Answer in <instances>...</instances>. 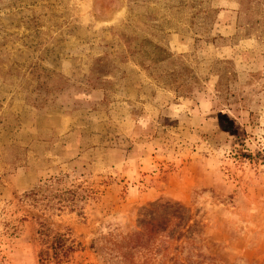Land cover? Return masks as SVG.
<instances>
[{"label": "rangeland", "instance_id": "374dc122", "mask_svg": "<svg viewBox=\"0 0 264 264\" xmlns=\"http://www.w3.org/2000/svg\"><path fill=\"white\" fill-rule=\"evenodd\" d=\"M0 264H264V0H0Z\"/></svg>", "mask_w": 264, "mask_h": 264}, {"label": "trees", "instance_id": "16d2710c", "mask_svg": "<svg viewBox=\"0 0 264 264\" xmlns=\"http://www.w3.org/2000/svg\"><path fill=\"white\" fill-rule=\"evenodd\" d=\"M43 225V224H42ZM41 234L48 236L46 228L42 229ZM49 248L52 250V255L57 261H62L64 257H67L68 253L72 250L71 245L68 243V239L63 234H57L52 237L49 244ZM49 254V250H45L42 254Z\"/></svg>", "mask_w": 264, "mask_h": 264}]
</instances>
